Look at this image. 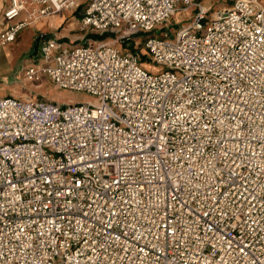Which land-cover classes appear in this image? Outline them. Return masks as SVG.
<instances>
[{
  "label": "built area",
  "instance_id": "obj_1",
  "mask_svg": "<svg viewBox=\"0 0 264 264\" xmlns=\"http://www.w3.org/2000/svg\"><path fill=\"white\" fill-rule=\"evenodd\" d=\"M79 6L112 42L41 34L24 77L94 99L0 97V264H264V0H9L0 44Z\"/></svg>",
  "mask_w": 264,
  "mask_h": 264
},
{
  "label": "rangeland",
  "instance_id": "obj_2",
  "mask_svg": "<svg viewBox=\"0 0 264 264\" xmlns=\"http://www.w3.org/2000/svg\"><path fill=\"white\" fill-rule=\"evenodd\" d=\"M84 2L86 0H83ZM233 0H204L207 6L211 5L210 15L214 13L218 8L229 6ZM6 4V0L3 1V7ZM2 7V8H3ZM2 8H0V19L2 14ZM83 12V7L79 6L71 10H63L61 12L52 14L49 18L54 16H60V24L56 27H52L49 24L44 26L37 32L39 35H43L44 38L56 35L62 42L67 44H80L89 43L92 44L95 41V37L103 36L99 35L93 30H82L80 28V19ZM191 20L189 12L179 11L174 14L167 22L162 25V30L174 33L179 27L187 25ZM53 31V32H52ZM114 38L111 34L104 37V40ZM42 38L36 39L32 47H27L17 38L11 44L1 45L0 44V96L12 95L21 99H50L57 103H68V102H87L92 101L94 97L86 92L73 91L69 89L59 88L53 84L46 74H41L37 80L28 81L24 77V68L33 63L37 57V49L39 41ZM101 39V38H98ZM144 36H134L128 44L125 43H114L117 47L126 50L136 49L142 51V55L145 54L143 48ZM112 42V40H109ZM141 64L144 68L157 72L162 70V66L153 64L147 57L141 58Z\"/></svg>",
  "mask_w": 264,
  "mask_h": 264
},
{
  "label": "crops",
  "instance_id": "obj_3",
  "mask_svg": "<svg viewBox=\"0 0 264 264\" xmlns=\"http://www.w3.org/2000/svg\"><path fill=\"white\" fill-rule=\"evenodd\" d=\"M3 1L4 0H0V8L3 7ZM8 3H9V0H6V4L2 8V12H3L4 8L8 5ZM49 16L50 15L40 17L37 20H35L33 23H31L30 25L25 26L24 28L19 30V32L16 35V38L20 42H22L24 45H26L27 47H29V48L32 47L34 45V43L36 42L35 41L36 37L39 36V34H37V32L39 30H41L47 24H49L52 27H56L57 24H60V21H61V17L60 16H54V17H51V18H49ZM4 26H5V24H0V30ZM16 38H15V40H16ZM13 42H11V43H13ZM11 43H8V44H11ZM3 96H6V95H2L0 97H3Z\"/></svg>",
  "mask_w": 264,
  "mask_h": 264
},
{
  "label": "trees",
  "instance_id": "obj_4",
  "mask_svg": "<svg viewBox=\"0 0 264 264\" xmlns=\"http://www.w3.org/2000/svg\"><path fill=\"white\" fill-rule=\"evenodd\" d=\"M106 36H108V34H107V33H106V34H103V36H100V37H98V36H96V35H92L91 37H92V38H94V37H95V39H98V38H101V39H103V38H104V37H106ZM36 39H39V36H37V37H36ZM36 39H35V40H36Z\"/></svg>",
  "mask_w": 264,
  "mask_h": 264
}]
</instances>
